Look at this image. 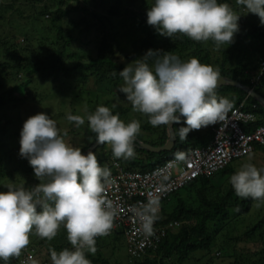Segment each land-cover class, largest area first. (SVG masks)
Here are the masks:
<instances>
[{
	"label": "clouds",
	"instance_id": "clouds-1",
	"mask_svg": "<svg viewBox=\"0 0 264 264\" xmlns=\"http://www.w3.org/2000/svg\"><path fill=\"white\" fill-rule=\"evenodd\" d=\"M247 13L264 25V0H236ZM147 24L157 34L172 38L183 34L197 42L229 46L239 31L240 14L222 0H153L146 11ZM115 76L116 73L114 72ZM123 84L118 91L132 108L149 117L153 127L176 125L186 140L192 130L224 121L232 108L226 97H217L219 71L193 57L181 60L163 49H148L119 71ZM112 108L99 105L86 117L88 129L98 145L111 146L115 158L134 157V142L141 131L138 120L125 123ZM77 127L86 120L68 114ZM54 119L44 112L29 116L19 139V156L28 160L39 183L35 186L7 184L0 191V260L19 256L30 242V234L51 241L61 225L71 248L52 250V264H91L87 253L95 254L96 238L113 227L115 212L104 196L110 171L102 167L94 151L84 154L68 144ZM183 160V153L176 154ZM236 195L264 201V168L246 162L229 180ZM154 216L156 207L150 202ZM142 229L152 233V220L142 216Z\"/></svg>",
	"mask_w": 264,
	"mask_h": 264
},
{
	"label": "trees",
	"instance_id": "trees-1",
	"mask_svg": "<svg viewBox=\"0 0 264 264\" xmlns=\"http://www.w3.org/2000/svg\"><path fill=\"white\" fill-rule=\"evenodd\" d=\"M30 1V0H27ZM39 2L40 0H32ZM44 1V0H43ZM70 0H57L55 2L56 8L52 11L47 6L44 9H40L34 14L24 15V12L20 9L21 0H12L10 4L0 5V21L2 17H5L6 11H18L21 17V26L31 23L37 26L41 24L42 31L44 29L49 32L52 31V40L43 36L42 33L37 36V40L41 46L45 49L36 50V57L38 61H34L28 56H24L25 50H31L32 41L35 35L29 36L28 31L24 28L20 29V32L26 36L28 41H31L28 46L19 44V39L13 35L3 36L0 33V89H2L3 80L19 79V75L33 76L39 72L56 73L60 70L65 73L76 70L80 67L91 71L96 74L98 79H114L118 83L122 78L119 76V71L125 67L124 64H118L115 60V43L117 47L125 52L127 59L134 61L141 57L148 49H163L170 53L177 55L181 60H185L187 57H195L201 63L211 65V57L208 50H205V42H197L192 40L183 34H176L172 38L160 36L156 31L147 24L146 11L153 2L148 0H141L142 3L139 8H134L136 0H129V7L123 5L124 0H109L108 7H99L96 10L91 11V19L86 17V29L88 31H98L101 33L99 37L98 53L95 56L89 58V62L80 63L73 68H68L64 64V57L69 45L76 39L71 33L72 30H65V20L73 12H81L82 8L88 7V0H78V4L69 9L62 7L61 3ZM111 1H115L112 4ZM229 5L233 4V0H222ZM121 5L124 6L123 11ZM107 14H103V11ZM122 16H127L126 19H122ZM131 23L133 31H124L116 27L118 23L126 24ZM44 23V24H42ZM98 26V30L95 26ZM257 33L264 35L263 29L260 25H256ZM123 34L127 40V46H123L120 43L119 37ZM259 35V36H261ZM246 36V34H245ZM258 36V35H257ZM211 41V40H210ZM213 44L215 42L211 41ZM131 45L132 50H128V46ZM46 52L49 53L46 61L41 60V57ZM261 60H264L263 54L259 59V66ZM229 61V57L225 55L222 60L219 75L226 76L234 79L242 84L251 86L264 97V74L260 79V83L255 85L251 81V76L248 73H237L234 69L226 68ZM213 67V66H212ZM116 73L114 76L113 73ZM58 74V73H57ZM217 97H226L232 102V108L238 107L243 104L244 110L253 112L257 115V121L244 126V130L250 132L257 126L264 124V106L258 102L255 98L248 95V93L238 86L233 85H221L216 88ZM13 99V98H12ZM9 98V100H12ZM2 103L0 101V108L2 109ZM230 110V111H231ZM229 111V112H230ZM228 112V113H229ZM227 113V114H228ZM219 124L217 122L213 128L208 131L201 132L199 130H192L188 133L186 140L181 141L178 135L179 127L183 126V119L179 124L173 125L176 133V142L174 148L170 151L165 150L162 152H151L139 147L134 146L135 155L130 159H119L126 168L132 170H149L165 163L170 158H176L177 153H184L185 150L193 147H205L210 144L214 139V128ZM152 135L158 136V141H150L144 139V136L139 134L137 136L141 141L150 143L154 146L164 145L168 138V125H161L158 129H153ZM260 149L264 159V147L258 145L254 151ZM86 150H84L85 152ZM253 151V152H254ZM252 152V153H253ZM251 154V153H250ZM248 156V155H247ZM114 156L112 150L109 154H105V158L98 160V163L111 170V162ZM235 161V160H234ZM236 170L230 165L219 171L213 177H200L185 187L181 188L177 192L173 193L169 198L165 199L162 203V217H158L159 221H171L176 220L181 222L180 226L174 230H170L163 238L161 243L156 248L146 249L140 256H131L128 264H185L189 261L193 255L200 251H211V248L217 246V254H223L224 250L229 251L234 242H240L243 240L242 236H230L226 234L224 240L218 239V229H224L231 224L233 219H237L239 216H245L248 214L253 204L262 201L253 200L251 198H240L236 195L229 180L230 176L234 174ZM4 171L0 173V177H5ZM174 198V204L167 200ZM166 203V205H165ZM214 223L218 227L216 232L209 228V224ZM246 237H258V243L256 250L253 251V255L259 256L254 264H264V216L258 222L253 224L245 232ZM65 236V239H64ZM63 237L53 238L52 242L46 244V247H38L33 243L31 246L27 245L22 249L19 256L11 257L7 264H19L20 260L31 254L33 259L31 264H52L50 253L52 250L57 252L64 248H71V244L67 239V232ZM101 238H105L103 241ZM245 239V238H244ZM247 240L249 238H246ZM32 243V242H29ZM126 246V238L122 232L114 233L96 238L97 251L93 255L87 253V258L91 260V264H111L105 259L103 255V248L110 246L113 251L121 250V247ZM42 246V245H41ZM250 259V258H248ZM245 260H235L233 264H247ZM0 264H5L0 260Z\"/></svg>",
	"mask_w": 264,
	"mask_h": 264
},
{
	"label": "rangeland",
	"instance_id": "rangeland-1",
	"mask_svg": "<svg viewBox=\"0 0 264 264\" xmlns=\"http://www.w3.org/2000/svg\"><path fill=\"white\" fill-rule=\"evenodd\" d=\"M128 1L124 0L123 5L129 7ZM148 1L153 2V0ZM11 2L12 0H0V5L10 4ZM55 2L57 0H40L39 2L21 0L19 6H21L20 9L24 12V15H31L40 9H44L45 6L52 11L56 8ZM108 3L109 0H88L87 8H85L86 6L82 8L80 13L76 11L71 13L65 20V30L71 29V33L76 38L66 51L64 57L66 67L73 68L80 63L89 62V58L98 53L100 45L99 37L101 38L102 34L98 33V31H88L86 29V17L91 19V11L102 6L107 8ZM111 3L115 4V1H111ZM141 3V0H136L133 7L137 9ZM77 4L78 0H70L68 4L64 1L61 3L65 9H69ZM123 5H121L122 10L125 11ZM230 6L233 11L241 15L238 21L239 31L234 36V42L229 46L221 45L217 48L209 40L205 42L204 48L210 53L211 63L214 69L220 71L222 60L227 55L229 61L226 68L234 69L240 74L242 72L250 74L251 81L255 85H258L262 77V75L259 77L258 73L260 71L259 59L264 50V35L257 33L255 27L256 25H260L264 32V25L260 24L257 15L247 13V9L237 4L236 0H233V4ZM100 10L103 11V9ZM103 14H107V12L103 11ZM126 18L127 16H122L121 20ZM24 26H21L20 12L9 10L6 11L5 17H2L0 21V33L3 36L15 35L19 39V44L25 46H28L31 41L26 39L28 35L25 36L22 34L20 29L24 28L28 31L29 36L34 34L36 38L29 45L31 50H25L24 56L38 61L36 50H43L45 48L41 46L37 40V36L42 33L43 36L52 40V31L49 32L46 29L42 31L41 24L35 26L27 23ZM116 27L122 32L133 31V27H131V23L129 22L124 25L118 23ZM95 28L97 29L98 26L96 25ZM119 40L124 47L127 46L128 43L125 35L121 34ZM114 50L116 52L114 60L118 64H124L126 66L129 63H133L131 59L126 58L125 52L118 48L116 43ZM128 50H132L131 45L128 46ZM48 55V52L43 54L41 60L46 61ZM190 58L187 57L185 60ZM3 81L2 89H0V101L3 102L2 109L0 108V173L4 171L6 176L0 177V191H7L5 187L7 184L31 187L39 183L28 160L21 158L18 153L20 147V131L24 121L29 116L40 112H44L54 119L61 133L65 134V141L73 147L81 148L82 152L89 149L95 143V134L88 129L86 117L89 113L95 111L99 105L112 108V105L115 104L116 107L112 109L113 114H119V118L125 123L138 120L141 125L139 134L144 136V139L158 141V136H150L153 132L147 127L156 130L160 126L153 127L148 122L149 117L135 111L125 99L124 95L118 91L119 87L123 84V80H120L118 83L114 79L101 80L98 79L96 74L79 66L78 69L70 71L69 73H65L62 70L56 73H52V71L47 73L39 72L33 76L19 75V79H9L8 77V79ZM9 98L13 99L9 100ZM68 114L84 117L86 120L85 124L77 127L74 122L67 119ZM214 126L215 124L202 127L200 131H208ZM110 150H112L111 146L105 143L99 145L93 151L97 156V160H100L101 158H105V154H109ZM249 160L258 168H264L263 154L260 149H257L248 156L236 159L231 163V166L238 171L241 165L249 162ZM174 198L167 200V204L169 202L173 205ZM263 216L264 201L253 204L248 214L239 216L236 220L233 219L231 224L228 227L224 226L222 230L218 229L214 223L209 224V228L213 229L214 232L218 229V239L224 240V236L228 234L230 236H242L243 240L234 242L231 249L229 251L225 249L223 254H217V246L212 247L211 251L205 250L197 252L185 264H233L238 259L241 261L246 259L245 263L254 264L259 258V256L253 255L259 238L246 237L245 232L253 224L258 223ZM65 232L66 229L61 225L54 238L63 237ZM246 238L249 239L247 240ZM104 239L101 238L102 241ZM29 240L32 242L28 244L31 247L33 243L37 244L38 247H46L47 243L52 242V240L49 241L46 238L39 237L35 234L34 230L30 234ZM103 255L111 264H128L132 262L129 261L132 257L127 252L126 246L123 245L121 250L116 249L115 251L110 246H105L103 248Z\"/></svg>",
	"mask_w": 264,
	"mask_h": 264
},
{
	"label": "built area",
	"instance_id": "built-area-1",
	"mask_svg": "<svg viewBox=\"0 0 264 264\" xmlns=\"http://www.w3.org/2000/svg\"><path fill=\"white\" fill-rule=\"evenodd\" d=\"M264 74V60L260 62L258 76ZM257 121V115L245 111L243 104L233 108L224 121L214 128V139L205 147L185 150L184 159L170 158L149 170H132L115 157L112 158L110 177L104 196L115 212L113 227L108 235L122 232L130 256H140L148 248L159 246L170 230L178 228L176 220L159 221L162 203L173 193L200 177H213L234 160L252 153L258 145L264 147V124L247 132L244 126ZM154 202L153 216L148 207ZM142 216L152 220V233L142 229ZM28 254L19 264H31Z\"/></svg>",
	"mask_w": 264,
	"mask_h": 264
},
{
	"label": "water",
	"instance_id": "water-1",
	"mask_svg": "<svg viewBox=\"0 0 264 264\" xmlns=\"http://www.w3.org/2000/svg\"><path fill=\"white\" fill-rule=\"evenodd\" d=\"M221 85H233V86H238L240 88H242L243 90H245L248 95L252 96L253 98H255L258 102H260L263 106H264V97L258 93L257 91H255V89L251 86L242 84L234 79L228 78L226 76H220V79L218 81V86ZM168 131H169V138L167 140V142L164 145L161 146H154L150 143L141 141L140 139H138L136 137V140L134 142V146L151 151V152H162L165 150H172L174 148L175 142H176V133L174 131L173 125H168ZM99 145L96 144V142L89 148L87 149L85 152H83L84 154H87L88 151H93L96 147H98Z\"/></svg>",
	"mask_w": 264,
	"mask_h": 264
}]
</instances>
